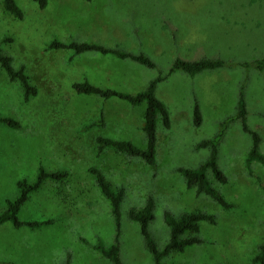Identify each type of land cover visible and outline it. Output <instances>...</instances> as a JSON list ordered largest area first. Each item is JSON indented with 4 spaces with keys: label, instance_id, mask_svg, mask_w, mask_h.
<instances>
[{
    "label": "rangeland",
    "instance_id": "1",
    "mask_svg": "<svg viewBox=\"0 0 264 264\" xmlns=\"http://www.w3.org/2000/svg\"><path fill=\"white\" fill-rule=\"evenodd\" d=\"M23 13L16 19L0 0V52L14 69L23 68L36 94L28 99L19 81L0 70V213L18 197L17 182L34 183L39 167L67 172L61 181L48 179L29 195L17 218L21 222L53 223L33 229L0 226V264H111L94 246L110 245L117 233L110 204L101 194L90 168L100 170L115 189L124 190L120 206L121 264H152L138 223L129 210L153 198L154 219L148 230L159 250L169 239L163 213L174 217L202 212L215 222L199 224V244L171 252L164 264H254L264 245V168L245 159L251 136L237 114L244 86L246 124L261 138L264 154V0H15ZM87 42L143 54L148 68L130 59L96 51L74 54L50 49L52 41ZM170 42H173L171 44ZM175 58L220 59L224 67L193 77L168 74ZM249 65L242 66L241 64ZM156 97L166 104L170 125L157 122L156 163L105 148L97 138L128 141L145 147L142 130L145 103L138 106L116 97L78 94L74 83L87 81L102 89L134 94L156 76ZM200 107L195 127L192 104ZM226 123L217 163L227 182L212 187L231 204L224 208L205 194L187 188L179 168H196L209 155L196 149Z\"/></svg>",
    "mask_w": 264,
    "mask_h": 264
},
{
    "label": "trees",
    "instance_id": "2",
    "mask_svg": "<svg viewBox=\"0 0 264 264\" xmlns=\"http://www.w3.org/2000/svg\"><path fill=\"white\" fill-rule=\"evenodd\" d=\"M40 8L46 6L47 0H35ZM3 10L16 19H22L23 13L15 0H2ZM48 47L50 49H71L74 54H81L89 51H96L102 54H112L120 59H130L148 68H155V63L146 57L145 55L132 54L126 51L107 48L102 45L87 43V42H70L61 43L58 41H52ZM264 65V58L259 61ZM226 63L220 59H207L202 58L194 61H186L180 58L174 59L171 64L168 74L181 71L191 77L203 72L214 70L224 67ZM242 66H248V63L241 64ZM0 70H4L11 81H19L22 90L24 92V98L28 99L30 96L36 94V89L30 85L27 75L24 73L23 68L14 69L11 66V59L7 55L0 52ZM164 79L163 76H156L152 79L146 88L134 94H128L111 89H102L90 84L87 81L74 83L72 88L78 94L85 95H98L104 99L110 97H116L128 102L130 105L138 106L145 103V111L143 113V126L142 130L145 135V147L140 148L128 141L114 140L107 138H97V149L100 153L105 148H111L116 152L123 153L130 157L140 158L145 164L153 167L156 163V145L157 135L156 126L160 120L164 127H169L170 119L168 111L165 105L156 97L155 91L157 84ZM199 105L195 102L192 111V121L195 127H199L202 123V117ZM236 119H239L244 132L251 136V147L247 152L245 159L246 168L250 171V166L253 162L259 163L264 168V154L260 151L261 138L258 133L250 130L246 124V107L244 100V86L241 85L237 99V114ZM231 118L222 123V126L211 139L203 140L198 143L195 148H207L209 151L208 157L198 167L179 168L178 172L181 173L185 180L187 188H194L197 194H205L211 197L216 203L224 208H230L232 205L227 203L222 195L218 193L211 185L207 174L210 173L212 178L219 183H226L227 178L219 169L218 159V146L224 135L226 123ZM0 122L6 124L11 128H19L20 125L17 121L10 118H3ZM89 173L93 176L97 187L105 199L108 200L111 208V214L114 218L117 233L113 240V243L106 246L101 242H98L94 248L103 257L108 259L111 264H121L119 257V229H120V206L124 198V190L122 188L115 189L111 183L105 178L103 173L96 169L90 168ZM68 176L67 172H48L44 168L39 167L36 181L34 183H28L26 180H20L16 186L18 189V197L15 200H7L5 209L0 213V226L6 222H11L16 228L22 226H28L30 228H40L45 225L52 224V220L47 221H33V222H21L17 218V214L21 206L28 200L29 195L38 191L44 182L48 179L54 181H61ZM154 200L152 197H148L145 200L144 205L138 209L129 210L130 220L138 223L139 232L144 239L145 247L152 256V264H164L163 259L171 252H183L187 247L193 244H199L202 240L199 238V224L202 221H208L214 223V216L205 214L202 212H190L184 213L179 217H174L169 212L163 213V219L165 224L169 228V239L163 249L159 250L155 244L154 239L149 233V223L154 219ZM254 264H264V245H260L256 254L252 258ZM65 264H69L67 259Z\"/></svg>",
    "mask_w": 264,
    "mask_h": 264
},
{
    "label": "crops",
    "instance_id": "3",
    "mask_svg": "<svg viewBox=\"0 0 264 264\" xmlns=\"http://www.w3.org/2000/svg\"><path fill=\"white\" fill-rule=\"evenodd\" d=\"M171 44H173V42H170ZM174 45V44H173ZM176 59V58H175ZM180 59H183V58H180ZM183 60H186V61H191V60H188V59H183ZM192 61H194V60H192ZM160 83V82H159ZM158 83V84H159ZM157 84V85H158ZM156 90H157V87H156ZM155 95H156V91H155ZM159 99V98H158ZM160 100V99H159ZM161 102H162V100H160ZM165 106H166V104L164 103V102H162ZM195 103V102H194ZM193 106H194V104H192V108H193ZM193 110V109H192Z\"/></svg>",
    "mask_w": 264,
    "mask_h": 264
}]
</instances>
